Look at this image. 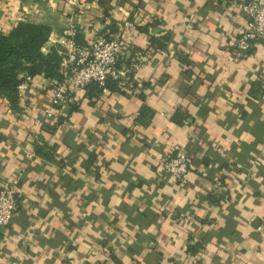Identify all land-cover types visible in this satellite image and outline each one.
<instances>
[{
    "label": "crops",
    "instance_id": "0c3cea01",
    "mask_svg": "<svg viewBox=\"0 0 264 264\" xmlns=\"http://www.w3.org/2000/svg\"><path fill=\"white\" fill-rule=\"evenodd\" d=\"M87 1L80 38L135 23L123 30L133 86L91 84L48 117L44 74L19 93V108L0 96V185L19 174L22 186L0 231V264H264V40L237 53L248 19L229 0ZM73 9L0 0V30L47 23L48 49L64 40ZM143 105L153 111L146 124ZM35 141L54 147L50 156ZM176 143L193 158L186 182L159 171Z\"/></svg>",
    "mask_w": 264,
    "mask_h": 264
},
{
    "label": "built area",
    "instance_id": "2783aa9c",
    "mask_svg": "<svg viewBox=\"0 0 264 264\" xmlns=\"http://www.w3.org/2000/svg\"><path fill=\"white\" fill-rule=\"evenodd\" d=\"M74 6L70 17L68 31L64 37L62 60L59 66V79H51V104L45 110L46 117L61 113L73 92L86 89L91 84L106 88L110 81H115L122 89H131L137 62L129 66L123 64L127 53L126 36L123 30L134 31L135 23L126 21L117 31H112L110 24L101 28L84 31V41L77 36L81 33L84 12L91 8L87 0H67ZM231 6L245 12L247 23L240 29L235 40V49L240 55L248 52L256 41L264 40V0H229ZM119 23H116V26ZM34 76L25 73L18 85L19 93L24 94L33 84ZM43 120H40V124ZM38 133L34 134L38 139ZM193 167L192 156L176 143L173 151L165 153L159 160V171L178 181L186 182ZM22 194L20 175L16 174L0 185V231L7 228L19 207Z\"/></svg>",
    "mask_w": 264,
    "mask_h": 264
},
{
    "label": "trees",
    "instance_id": "16d2710c",
    "mask_svg": "<svg viewBox=\"0 0 264 264\" xmlns=\"http://www.w3.org/2000/svg\"><path fill=\"white\" fill-rule=\"evenodd\" d=\"M109 26L113 32L117 30L115 22H112ZM51 31L52 26L47 23L28 20L18 22L8 33L0 30V96L6 97L13 109L19 108L20 94L18 85L23 74L28 73L32 76L44 74L48 79L60 78L58 69L63 56L60 52H64V48L61 44L53 45L48 49L45 48ZM80 35L81 33L77 36L78 40L84 41V38H80ZM167 38H169V34L165 35V39ZM152 40L157 42L153 43L157 50H162L165 47L164 41L155 38ZM182 61L185 64H190V60L187 57H182ZM132 62V56L126 53L123 64L129 66ZM93 85H95L94 90L97 93L100 92L101 88L97 84ZM256 85L261 86L260 82L256 83ZM107 87L115 88L118 85L115 81H110ZM179 111L175 112L173 119L177 122H183L187 115ZM152 112L148 106L143 105L138 119L141 121L145 118L150 119ZM144 123L146 124L147 122ZM54 127L55 125L44 122L42 128L54 131ZM35 148L37 153L44 156H50L51 150L54 149L53 147L45 150L43 145L38 144L37 141H35Z\"/></svg>",
    "mask_w": 264,
    "mask_h": 264
},
{
    "label": "rangeland",
    "instance_id": "374dc122",
    "mask_svg": "<svg viewBox=\"0 0 264 264\" xmlns=\"http://www.w3.org/2000/svg\"><path fill=\"white\" fill-rule=\"evenodd\" d=\"M28 21H33V20H29V19H28ZM34 22H36V21H34ZM16 25H17V24H16ZM16 25H15V26H16ZM11 29H12V28H11ZM11 29H10V30H11ZM10 30H2V31L5 32V33H8V32H10Z\"/></svg>",
    "mask_w": 264,
    "mask_h": 264
}]
</instances>
